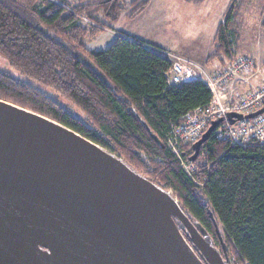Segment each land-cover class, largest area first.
<instances>
[{
  "label": "trees",
  "instance_id": "trees-1",
  "mask_svg": "<svg viewBox=\"0 0 264 264\" xmlns=\"http://www.w3.org/2000/svg\"><path fill=\"white\" fill-rule=\"evenodd\" d=\"M247 2L232 0L218 23L212 58L233 60L232 41ZM150 5L151 0H0V56L40 85L0 69V99L70 127L171 192L229 264H264V142L242 146L213 132L193 161L202 164L189 173L167 137L184 114L212 101L208 84H170L169 51L127 31H118L106 49L88 46L123 16L132 18ZM192 146L180 144L186 159L194 154Z\"/></svg>",
  "mask_w": 264,
  "mask_h": 264
},
{
  "label": "water",
  "instance_id": "water-1",
  "mask_svg": "<svg viewBox=\"0 0 264 264\" xmlns=\"http://www.w3.org/2000/svg\"><path fill=\"white\" fill-rule=\"evenodd\" d=\"M222 121L193 144L192 161ZM228 261L171 192L70 127L0 99V264Z\"/></svg>",
  "mask_w": 264,
  "mask_h": 264
},
{
  "label": "rangeland",
  "instance_id": "rangeland-1",
  "mask_svg": "<svg viewBox=\"0 0 264 264\" xmlns=\"http://www.w3.org/2000/svg\"><path fill=\"white\" fill-rule=\"evenodd\" d=\"M130 1L127 0V2ZM153 1L154 4L150 9H144L134 18L123 16L113 27L117 26V28H123L138 37L141 36L146 40L159 42L163 48L171 53L170 55L165 54L171 62L180 61L193 67L191 63L185 62L197 61L211 74H226L224 75L227 78L225 86L220 82H216L227 94L226 98H222L225 100L226 105L240 107L243 106L244 101H250L248 106L251 107H245V114L264 107V102L254 105L262 100H256V94L264 89V85L262 87L264 83V31L261 27L264 0H248L241 10L238 18V34L232 41L233 60L225 61L212 57L218 23L226 14L232 0ZM149 16L152 17L151 20L148 19ZM82 21L84 24H91L86 18ZM151 25H155V27L152 28ZM94 26L102 27L99 24ZM101 45L103 46V44L92 41L88 46L95 49L102 47ZM238 56L247 57L251 61L250 69L247 72L242 71L238 74H227L228 68ZM0 69L18 79L40 86L21 71L14 69L1 56ZM258 70L261 72L254 76ZM255 77H257L256 83L254 82ZM261 78L262 81L260 82ZM257 88H260V90L253 96L254 90ZM47 90L55 94L53 91ZM56 97L68 110L78 117L84 118V114L79 109L73 107L62 97L57 95ZM201 164V160L195 163L196 169ZM231 264H233V261H231Z\"/></svg>",
  "mask_w": 264,
  "mask_h": 264
},
{
  "label": "built area",
  "instance_id": "built-area-1",
  "mask_svg": "<svg viewBox=\"0 0 264 264\" xmlns=\"http://www.w3.org/2000/svg\"><path fill=\"white\" fill-rule=\"evenodd\" d=\"M166 54L170 55L171 53L166 52ZM185 63H191L193 67L185 65L180 61H172V66L168 73L169 83L178 84L183 81L198 79L208 84L213 93V99L210 103L184 114L177 123L172 124L170 127V132L167 137L168 147L180 158L185 170L191 173L195 170L196 166L191 159H186L181 153L180 144L193 145L202 137L215 120L223 119L214 131L220 140L226 139L233 144H240L242 146H247L254 140L264 142V113L255 117L251 122L245 120L230 124L227 113L229 111L244 112L245 107L250 105V101H244L243 106L240 107L226 105L225 100L222 98H226L227 94L216 83L220 82L225 86L227 84V78L224 75L226 74H211L197 61H188ZM232 63L227 72L229 75L238 74L242 71L247 72L251 66V61L244 56L236 57ZM256 96V100H262L254 105H257L259 102H264V89L258 92ZM250 107L248 106V108Z\"/></svg>",
  "mask_w": 264,
  "mask_h": 264
},
{
  "label": "crops",
  "instance_id": "crops-1",
  "mask_svg": "<svg viewBox=\"0 0 264 264\" xmlns=\"http://www.w3.org/2000/svg\"><path fill=\"white\" fill-rule=\"evenodd\" d=\"M153 4H154V1L153 0H151V5H150V7H149V9L151 8V6H153ZM146 10V9H145ZM137 16V15H136ZM134 18V17H133ZM148 19L149 20H151L152 19V17H148ZM119 22V21H118ZM117 22V23H118ZM158 26V25H157ZM151 27L153 28V27H155V25H151ZM118 31H127V30H125V29H123V28H117V26H115V27H112V28H106L105 30H103L97 37H95V38H93V39H90L89 40V42H88V45H89V43H92V41H94V42H97V43H100V44H103V46L102 47H100V48H95V50H102V49H106L113 41H114V39L118 36ZM127 32H129V31H127ZM129 33H131V32H129ZM132 34V33H131ZM134 35V34H133ZM134 36H136V35H134ZM136 37H138V36H136ZM139 38H141V39H143V40H145L147 43H149V44H151V45H154V46H157V47H160V48H163L160 44H159V42H157V41H155V40H146V39H144V38H142L141 36H139ZM91 49V48H90ZM163 49H165V48H163ZM261 71H256V73H255V75L254 76H257L259 73H260ZM256 79H257V77H255V79H254V82L256 83ZM262 81V78H261V80H260V82ZM250 84V83H249ZM263 85H264V83L262 84V87H263ZM253 86V85H252ZM262 89V88H261ZM260 90V88L258 89H255L254 91V94H253V96L258 92Z\"/></svg>",
  "mask_w": 264,
  "mask_h": 264
}]
</instances>
